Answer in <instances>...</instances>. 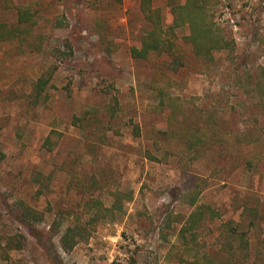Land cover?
Here are the masks:
<instances>
[{
  "label": "rangeland",
  "instance_id": "rangeland-1",
  "mask_svg": "<svg viewBox=\"0 0 264 264\" xmlns=\"http://www.w3.org/2000/svg\"><path fill=\"white\" fill-rule=\"evenodd\" d=\"M182 1L152 0L165 26ZM217 1L233 52L196 57L178 30L177 72L167 55L131 56L148 28L141 0L0 2V264H226L224 223L245 205L264 216V0ZM16 6L33 21L19 24ZM137 125L167 132L162 148ZM117 193L118 209L96 216ZM196 207L197 237L184 242ZM76 225L86 231L67 251ZM247 238L249 264H264V220Z\"/></svg>",
  "mask_w": 264,
  "mask_h": 264
},
{
  "label": "trees",
  "instance_id": "trees-1",
  "mask_svg": "<svg viewBox=\"0 0 264 264\" xmlns=\"http://www.w3.org/2000/svg\"><path fill=\"white\" fill-rule=\"evenodd\" d=\"M0 2H4L6 8L14 7L13 0H0ZM217 2V0H183L182 3L172 8V13L174 15L173 23L170 26H165L161 10L153 6L152 0H141L140 9L144 15V19L148 23V28L142 36L140 45L132 49L131 56L134 59L147 60L155 54L167 55L170 57L167 67L171 71L177 72L184 66V57L177 44V31L182 29H188L185 40L192 46L193 55L196 57H202L212 62L214 60V54L217 51L229 50L233 52V43L228 41L224 35L216 30L211 12L212 7L216 6ZM15 9L18 14L19 24L33 21L34 16L31 14L28 7L16 6ZM6 32L8 36H11L15 34L16 31ZM0 37H3V34H1ZM50 80V76L47 78L46 76H42L36 82L34 89L35 99L41 97ZM164 104V101H162V105ZM160 134L162 136H160ZM134 135L136 137H144L153 142L154 147L159 150L162 148L161 140H163L160 137L166 140L169 134L157 129L145 132L137 125L134 128ZM60 136V133L52 131L44 143L45 148L52 151ZM222 137L220 143L223 142L224 135ZM201 140L202 139H198L197 143ZM188 143H191V141ZM194 146L195 144H189V148L185 146L184 149H186V151L191 150ZM146 154L150 156L151 160L153 159L149 150H146ZM120 195V193L116 194V201L111 209H105L97 203L95 205L96 216L101 215L103 212L114 213V210L118 209V204H120ZM196 203L197 197L195 196L192 200V204L196 205ZM30 212H32V209L24 208V214L27 217L31 216ZM203 216L204 211L201 210V207H196L195 211L190 215L180 231V236L183 238L184 242H188L186 237L187 233L197 237V229L200 227ZM241 217V222L230 220L224 223L222 237L224 252L226 254V264H249L251 254L250 241L247 235L249 231L256 229L260 225V222L264 220L263 213H261L258 206L251 207L245 205ZM244 225H246V227ZM81 227L82 226L76 225L75 227L67 229L62 238V245L65 250L70 251L78 243L76 233L81 234V232L86 231L85 227Z\"/></svg>",
  "mask_w": 264,
  "mask_h": 264
}]
</instances>
